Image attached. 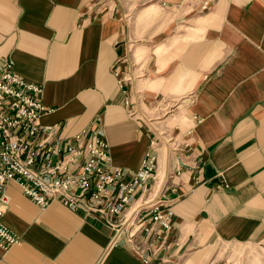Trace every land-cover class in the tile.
Wrapping results in <instances>:
<instances>
[{
	"label": "crops",
	"instance_id": "crops-1",
	"mask_svg": "<svg viewBox=\"0 0 264 264\" xmlns=\"http://www.w3.org/2000/svg\"><path fill=\"white\" fill-rule=\"evenodd\" d=\"M144 1L0 0V59L42 85L39 122L57 139L94 126L124 180L156 155L169 183L166 238L149 263L124 242L106 250L111 231L100 222L58 199L41 208L10 181L2 221L20 241L0 247V264H264V0ZM153 5L173 21L162 67L152 41L141 94L180 118L165 135L122 78L139 13ZM48 160L57 156L35 164Z\"/></svg>",
	"mask_w": 264,
	"mask_h": 264
},
{
	"label": "built area",
	"instance_id": "built-area-1",
	"mask_svg": "<svg viewBox=\"0 0 264 264\" xmlns=\"http://www.w3.org/2000/svg\"><path fill=\"white\" fill-rule=\"evenodd\" d=\"M41 95L42 85L14 72L10 58L0 59V247L20 241L2 221L9 200L5 188L14 181L41 208L58 199L100 222L111 231L106 250L124 242L149 263L172 222L165 196L169 183L156 174V155L146 153L124 180L123 168H109L108 144L97 128L62 142L54 125L40 124L48 112ZM53 155L54 163L35 164Z\"/></svg>",
	"mask_w": 264,
	"mask_h": 264
},
{
	"label": "rangeland",
	"instance_id": "rangeland-1",
	"mask_svg": "<svg viewBox=\"0 0 264 264\" xmlns=\"http://www.w3.org/2000/svg\"><path fill=\"white\" fill-rule=\"evenodd\" d=\"M149 3H151V1L145 0L143 4L146 6ZM142 11L138 16L142 29H140L138 40H135L134 36H136V24H133L132 30L134 39L133 41H130L128 46V64L125 74L122 76V78L126 80L127 83L126 87L128 98H133V104L139 102V107H141L146 112V115L153 118L152 120H149L148 123L155 121L153 124L155 125L154 129H159V132L161 133L160 135H165L167 132L166 125H173L175 119L180 118H176V116L173 115L175 110L170 105L161 104L160 106L156 107L151 105V99L142 97L141 90L144 89L146 91H150L151 89L150 79L152 76L153 66L152 41H161V43L154 49L157 57L156 65L159 63L160 67H162L164 62H166L164 58L167 55L168 48L167 30L169 22H172L173 18L170 17L169 13H166L164 10L156 8L155 5L147 6ZM132 14L133 10L130 9L129 15ZM180 108L178 109L179 112H177V115L182 112V109ZM134 115H137V113L135 112ZM158 121L163 122L158 123ZM163 139L166 140V136L163 137Z\"/></svg>",
	"mask_w": 264,
	"mask_h": 264
}]
</instances>
